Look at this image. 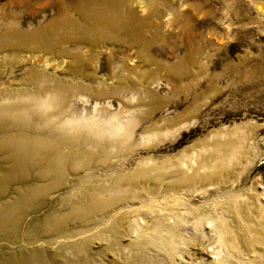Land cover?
Returning a JSON list of instances; mask_svg holds the SVG:
<instances>
[{"label": "rangeland", "instance_id": "rangeland-1", "mask_svg": "<svg viewBox=\"0 0 264 264\" xmlns=\"http://www.w3.org/2000/svg\"><path fill=\"white\" fill-rule=\"evenodd\" d=\"M73 1L0 0V100L11 88H38V98L46 99L60 82L90 85L88 102L73 95L65 113L55 110L53 119L78 113L104 120L116 114L139 117L131 144L114 159L117 166H136L146 157L176 161L199 151L213 136L236 134L245 149L241 177L187 200L199 212L217 217L216 206L239 214L236 201L256 208L257 197L264 212V14L255 6L264 0H123V15L116 23L121 27H100L102 34L87 38L59 33L52 37V49H39L29 33L63 25L64 8L71 10ZM63 35L69 37L66 42H61ZM76 54L85 58L77 69L72 60ZM97 100L101 104L96 107ZM38 119L35 127L51 132L49 119ZM35 127L22 128L35 132ZM149 135L155 140L143 144L141 137ZM8 154L0 148V217L38 180L36 170L9 173ZM96 169L100 174L113 168ZM83 175L69 177L60 190L21 205L5 224L0 220V264H111L113 253H103L95 224L69 221L65 232L73 236L70 240H58L54 236L62 230L48 228L53 214L70 209L65 198L87 183Z\"/></svg>", "mask_w": 264, "mask_h": 264}, {"label": "bare ground", "instance_id": "bare-ground-1", "mask_svg": "<svg viewBox=\"0 0 264 264\" xmlns=\"http://www.w3.org/2000/svg\"><path fill=\"white\" fill-rule=\"evenodd\" d=\"M123 4V0H75L71 10L62 11L63 25L61 22L50 29L29 33L30 39L39 49H52V37L59 33H75L83 38L102 34L100 27H121L116 23L122 18ZM255 6L264 14V5ZM130 13L133 16L135 11L130 10ZM68 38L63 35L61 42ZM72 58L76 69L85 61L81 54ZM90 88L87 84L78 83L76 87L60 82L46 99L38 98V88H11L1 93L0 126H6V130L0 132V148L9 151L7 158L11 160L12 169L9 173L25 175L36 170L38 180L15 198V203L0 220L5 224L21 205H29L40 196L60 190L69 177L83 173L87 183L70 191V198H65L66 205L71 204L70 209L60 210L48 221L49 230H62L61 235L54 236L58 240L73 237L65 232L69 221L73 220L89 226L95 224L99 230L95 238L104 241L103 253L108 249L113 253L109 259L111 264H264V212L257 197L254 198L256 208L236 201L239 214L216 206L217 217L199 212L187 200L191 194L205 193L241 177L240 161L245 149L236 134L213 136L199 151L176 161L155 162L146 157L136 166H117L114 159L131 144L139 117L126 119L116 114L104 120L95 114L78 113L60 121L53 119L55 110L65 113L73 95L88 102L86 93ZM100 104L99 100L95 103L96 107ZM41 117H47L52 126L48 127H54L48 134L35 127ZM22 127H35L36 131L29 132ZM155 137L143 136L142 143H150ZM110 166L112 170L95 172L96 168ZM106 241L109 243L105 244Z\"/></svg>", "mask_w": 264, "mask_h": 264}]
</instances>
